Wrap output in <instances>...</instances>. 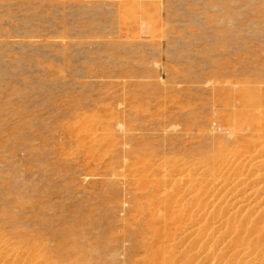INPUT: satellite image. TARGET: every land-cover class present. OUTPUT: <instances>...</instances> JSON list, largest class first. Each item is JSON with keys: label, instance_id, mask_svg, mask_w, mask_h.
<instances>
[{"label": "rangeland", "instance_id": "1", "mask_svg": "<svg viewBox=\"0 0 264 264\" xmlns=\"http://www.w3.org/2000/svg\"><path fill=\"white\" fill-rule=\"evenodd\" d=\"M225 92L264 113V0H0V264H143L176 201L209 234L230 192L175 180L256 142ZM179 237L167 264H230L232 238Z\"/></svg>", "mask_w": 264, "mask_h": 264}, {"label": "bare ground", "instance_id": "2", "mask_svg": "<svg viewBox=\"0 0 264 264\" xmlns=\"http://www.w3.org/2000/svg\"><path fill=\"white\" fill-rule=\"evenodd\" d=\"M222 93L224 92L222 91ZM231 95L232 94L230 93H226L225 97L227 98V101L223 99L226 101V104L224 102L223 105L231 111L224 119L225 124L230 125L232 128H247L250 136L252 132V134L257 137L256 142H254L252 145L250 142L243 143L238 148L236 153L232 152L234 154H228L226 158L218 162V167L213 172H209L207 170H195V175L198 177L197 182L190 181V178H187L188 176L185 177L184 174V176H180L181 172H179L180 175L179 173H176L178 179H176L175 182L177 183L178 181H180L183 182L182 184L185 183L189 184V186L191 185V188H193H190L191 192L194 194L197 193L199 195H207V192L204 190V188L206 187V184L210 185V188L213 189L212 191L214 192V194L210 197L211 202L217 201L216 204H211L209 202V205L212 208H215V205L218 206L221 203V201L218 200L217 197L219 191H225L227 194L230 192L229 195H227L224 210L233 207L231 209L232 213L231 215L225 216L221 214L216 215L213 220L210 221L209 234H206L204 232L203 226L199 228L193 227L192 229H187L185 223L180 222V219H183V213H188V208L185 210L184 207L180 205L181 203H177L176 201L172 206L165 205L166 207H168L165 215H163L165 220L169 221L172 219L175 222L174 226L179 227L176 228L175 232L172 233V237L170 236L164 238L166 244H164L165 246L163 245L162 247L165 250L162 248L164 252H159L160 254H162V256L168 253V250L178 254L175 246V240L179 236L186 241V239H188L190 236L197 234L200 236V238H203V240H207L212 234H215V237L219 239L220 243L222 244L227 243L229 238H232V243L234 240L233 247L229 248L228 253L224 255V257H227V255L231 256L230 264H264V181L259 182V184L254 188H251L248 192H245L240 196L237 194V190L242 187L243 182L241 181L245 179L244 177L248 176V173L244 174L242 172V169L251 168L254 164H259L261 167L264 165V155L261 159H259L260 156L257 157L258 161L251 165V163L255 159H257L256 156L260 152V154H262L264 151V113L263 111H260L259 114L257 113V109L260 104L256 99L252 98L253 100H251V95L247 94V97H239L240 100L238 99L237 104H235L234 98ZM258 168L260 167L258 166ZM261 179H264V172L263 174L256 173L250 175V177L248 178L251 183L253 181L256 182ZM185 184L184 186H187ZM215 185L218 186L216 187ZM248 186L250 185H246L243 188H247ZM215 189L217 190L215 191ZM173 192L174 190L172 191V193ZM259 192H262V195L260 197L257 196ZM167 193L166 196H168ZM255 199L258 200L255 202ZM193 207L194 209L198 210L199 217H202L205 214V210L202 209L201 204ZM204 207L205 209L209 210L208 205ZM256 207H259L258 210L255 209ZM177 222L179 223V225L177 224ZM160 239L163 240L162 238H159V240ZM198 246L199 248H201V244ZM205 248L209 249V246H206ZM205 248L202 247L203 251H201V253H204ZM210 250H212L213 253L215 249L213 247H210ZM159 253H155L157 256H155L153 260H147V258H145L146 260L143 264H167V262L164 261L165 259L159 256ZM201 253L195 254H199V256H202L203 254ZM207 255L206 258L209 259L210 256ZM168 261L170 262L169 259Z\"/></svg>", "mask_w": 264, "mask_h": 264}]
</instances>
